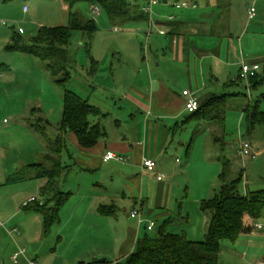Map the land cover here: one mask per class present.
<instances>
[{
    "label": "rangeland",
    "instance_id": "rangeland-1",
    "mask_svg": "<svg viewBox=\"0 0 264 264\" xmlns=\"http://www.w3.org/2000/svg\"><path fill=\"white\" fill-rule=\"evenodd\" d=\"M254 1L199 0L197 10L189 8L180 11L175 7L169 10L176 16L179 15L181 19L191 17L192 20H200L201 17L211 15L216 7L220 16L217 24L222 25L227 35L232 23L236 28L233 31L235 40L245 37L240 49H244L250 55L264 51V37L255 40L252 35L253 27L260 23L254 21L252 26L248 25V10ZM161 3L163 4V1ZM24 6L30 8V13H23ZM89 8L87 4H80L75 7L74 12H80L97 21L101 33L98 37L100 39L95 43L97 49L101 50L107 46L129 47V54L126 56H129L131 60L126 62L130 64L129 69L134 70L130 72L135 75L140 67L142 79L143 69L147 63H141V48L142 46L149 48V41L151 43L153 40L152 37L148 39V27L145 32L139 31L136 27L138 31L135 34L111 36L107 33L111 27L107 15L100 10L99 16H93ZM158 8H162V5L154 8L152 21L156 19L155 11ZM1 21L7 22L8 26L0 28V32L5 34L4 37L0 36V66L2 64L11 66V72L6 70L0 74L2 76L0 80V264H15L11 258L18 249H25L29 259L38 260L44 264H91L94 262L91 258L102 249L108 251L112 260L113 253L117 252L118 242L123 239V229L127 228L129 223H133L130 221L132 200L126 199L124 207L122 204L124 193H127L128 197L133 195L128 185L133 187L134 193H138L137 187L130 184L128 178L143 175L141 169L132 167L134 166L132 162L125 166L120 162L112 161L105 163L94 172L81 171L78 168L75 172L67 173L68 181L63 182L61 189L74 195L60 213L61 222L54 225L48 234L45 231L44 216L24 208L32 197L39 202L43 200L41 191L36 193L40 181L28 180L6 185L12 175L24 168V164L29 166L42 162L43 155L47 152V143L32 129L29 122V119L33 118L31 111L38 107L42 108L44 113L47 112L50 106H54L59 100L63 101V90L55 85L42 61L28 55L9 53L2 43H7L6 36L13 35L20 28L26 31L24 37L31 39L42 27H67L69 10L63 0H14L8 4L0 3ZM261 26L264 27V22ZM147 31L148 34H146ZM150 47L153 48L152 44ZM72 51H76L74 57L79 66L73 70L70 88H74L76 84H83V80L79 78L83 65L89 64L83 49V38L79 32L73 36L70 53ZM147 54L150 57V63L153 64L155 57L149 50ZM261 77L264 79L262 72ZM225 94H241L242 96L232 100L238 98L245 100L249 105H258L264 112V84L253 89L248 82L240 80L236 86L222 89L220 95ZM233 103L228 108L224 128L211 125L206 121L186 122V119L190 117L187 113L186 118L180 120V127L174 128V123L173 129L171 127L168 130V142H166L159 166L167 176L168 184L175 186L172 192V207L176 209L177 214L182 213L171 230L176 232L180 229L179 227H183L182 231H188L192 241L203 242L208 234L211 214L201 211L200 201L208 200L209 197L213 199L219 193L221 188L219 175L222 171L219 157L223 153V148H225L224 154L233 163L232 179L240 174L244 175L241 189L243 191L248 189L250 192L264 190V126L258 127L252 135H248L245 113L238 111ZM235 103L239 104L237 101ZM127 105V103L121 105L124 107L122 113L118 110L113 113L116 117L113 120H121V127L116 126L114 121L104 122L113 138L119 134H127L129 127L133 124L131 119L133 112L128 111ZM42 116L47 117V114ZM50 119L54 126L49 128V137L54 138L57 135L56 125L59 120L56 116ZM183 120L186 123H183ZM91 121L94 123L95 118ZM140 121L142 134L143 116ZM242 137L252 145L254 151L253 155L246 158H242L239 154ZM258 153L260 155H257ZM63 161H66V157ZM151 175L154 174H148L150 177ZM106 196L120 197L116 199L119 210L118 217L113 219L117 226L112 242L99 224L93 221L84 223L93 218L87 213L90 200L100 198L99 203H104L102 200ZM96 215L97 211L94 216ZM189 215L188 223L186 218ZM203 216L206 217L205 222L202 221ZM162 224L163 222H158L156 230L151 232L147 230L143 233L156 237ZM256 225L264 226V219L254 223L253 234L241 236L236 243L231 241L222 243L220 264H253L257 258L264 257V232L256 230ZM16 228L21 235H14V241L10 233ZM193 229H196V232L195 230L193 232ZM104 259L106 258H100L98 261ZM20 264L28 263L22 259Z\"/></svg>",
    "mask_w": 264,
    "mask_h": 264
},
{
    "label": "crops",
    "instance_id": "crops-1",
    "mask_svg": "<svg viewBox=\"0 0 264 264\" xmlns=\"http://www.w3.org/2000/svg\"><path fill=\"white\" fill-rule=\"evenodd\" d=\"M156 1L158 3L152 8L153 12L150 14L151 18L149 23H139L137 26H134L136 25L134 24L127 28H117L111 24V27L109 26L110 28L108 29L109 31H107L111 36L114 34H135L138 31L136 27L141 32H145L148 27L149 34L148 31L146 34H148V39L152 37L153 40H151V43L149 41V48L143 46L141 48V63H147V66L143 69L142 79L140 78V67H138L137 74L135 73L134 75L133 72H130L134 70L129 69L130 64L126 62L131 60L129 56H126L129 54V47L107 46L101 50L97 49V44L95 43L100 39L98 38L101 35L99 31L92 46L93 58L98 62L96 68L97 73L93 75L94 65L86 55L89 64L86 66L83 65V70L79 78L83 80V84H76L73 88L78 95L88 100L91 105L101 109L106 114L107 117L102 120L104 127V122L110 121H114V124L118 127L122 126L121 120H113L116 118L113 113L115 110L122 113L124 107L121 105L124 103L128 104V111L133 112V115H131L133 124L129 127L127 134H119L115 138L111 136L105 127L107 136L103 139L104 142L101 140L96 147L90 149L82 148L77 137L74 134H69L67 137V149L62 155L63 164L70 167L69 172H75L78 168L81 171L87 172L98 170L104 166L103 159L109 151L119 156H124L126 162L122 163L123 165H129L128 163L132 162L134 165L132 167H138L143 172L141 177L133 176L128 178L130 184L132 183L137 187L138 193H134L133 187L128 185L133 195L131 197H128L127 193L122 195L123 207L126 205L124 204L125 200L128 198L131 199L133 204L131 215L135 211L139 212L143 223H140L139 218L131 217L130 221L133 223H129V226L123 229V239L118 242L117 252L113 253V259L111 260L107 250L102 249L97 255L91 258L94 261L100 258H106L114 264L126 261L135 251L138 240L146 235L143 232L147 231L150 223L153 222L155 224L154 230H156L158 222L164 223L166 220L182 214H177L176 209L172 207V192L175 186L168 184L166 180L167 176L160 170L159 165L162 153L166 148V142H168L169 128L172 127L173 129L172 124L174 123V128L180 127V120L186 118V98L183 96V92L189 90L195 93L197 98L204 103L212 97L221 96L220 92L222 89L234 87L238 84L243 63L259 64L261 66V72L264 73V51L249 55L244 49H240L243 46L245 37H240L238 41L235 40L233 31L236 28L232 23L228 31L229 34H225L222 25L217 24L220 16L216 11V7H214L215 10L211 15L201 17L200 20H192L191 17L181 19L179 15L176 16L169 9L173 8L174 3H183L188 0L180 2L172 1L170 3L163 2V4L160 0ZM255 2L258 10L257 17L255 20L250 21L248 15V25L252 26L254 21L260 23V25L258 24L252 29L253 38L256 40L257 38L264 37V27L262 28L261 26L264 22V0H255ZM193 4L194 7L192 8L197 10L199 8V1ZM159 5H162V8H158L155 11L157 12V16L152 21L154 8ZM209 6L211 7V4ZM25 8L26 6L23 8V13H30V8L27 7L28 12L24 11ZM93 8V6L89 8L91 15H93ZM188 9H181L180 11ZM171 17H174V19L171 20ZM169 21L180 24L182 28L174 29L173 31L172 27L164 25V23ZM0 36L4 37L5 34L0 32ZM12 36L10 34L6 36L5 40L7 43H2L4 48L10 44ZM151 44L153 48L150 47ZM148 50L155 57L153 64L150 63V57L147 54ZM75 53L76 51H72L69 55V64L74 70L79 66L75 61ZM140 60L138 59V61ZM6 66L10 67V70L5 67L4 70L7 69L11 72V66ZM261 72L259 73L260 76ZM235 101L239 104L235 103ZM63 102L64 94L63 101L59 100L57 102L58 105L50 106L47 112L44 113L42 108L38 107L31 111L33 120L42 118L48 123V137L49 128L54 126L50 118L56 116V119L59 120L56 125L57 135L54 138L49 137L52 140L59 133L58 125L62 119ZM232 103L237 106L238 111L244 113L250 106L245 100L238 98L237 100L230 101L228 108ZM42 114H47V117L42 116ZM142 116L144 118V130L141 134L140 118ZM98 121L95 118L94 123L96 124ZM182 122L184 123L185 120ZM45 141L47 143V154L49 151L48 140L45 139ZM257 155L260 154L258 153ZM65 157L66 161H63ZM147 159L155 160L159 167L158 172L156 170V173L151 175V177L148 176L149 173L143 167L144 161ZM24 166L26 165L24 164ZM158 175L164 176V180L159 181L157 179ZM39 181L40 184L36 188V193H40L42 188L48 183L47 179H39ZM66 181H68L67 174L61 181V188L63 182L65 183ZM247 191L248 189H245L243 192L247 193ZM117 198L120 197L106 196L102 200L104 203H99L98 199L100 198L90 200V207L87 213L93 218L92 220L88 219V221L84 222L89 223L93 221V223L99 224L101 229L104 228V234L109 236L108 239H112L111 242L114 240V232L117 226L113 220L118 217L119 205L116 204ZM204 200L207 199L200 201V207ZM102 206L113 208L115 214L112 213L108 216L101 215L99 209ZM180 210L182 209L180 208ZM95 211H97L96 216H94ZM188 217L189 223L190 215ZM202 221H206L205 216H203ZM179 228L176 232H185L190 239L189 232L186 230L182 231L184 230L183 227ZM15 230L18 229L16 228ZM194 230L196 232V229H193V232ZM259 232H264V229ZM12 238L15 241L14 236ZM262 261H264V257H259L253 264Z\"/></svg>",
    "mask_w": 264,
    "mask_h": 264
},
{
    "label": "trees",
    "instance_id": "trees-1",
    "mask_svg": "<svg viewBox=\"0 0 264 264\" xmlns=\"http://www.w3.org/2000/svg\"><path fill=\"white\" fill-rule=\"evenodd\" d=\"M14 0H0L8 4ZM69 10V25L67 27L48 28L42 27L38 34L26 39L25 34L14 32L10 44L5 48L9 53L32 56L45 64L46 70L51 74L57 87L63 90V114L58 125V136L52 140L48 137V123L41 119H29L32 129L48 140V153L41 163L24 166L12 175L6 185L25 182L28 180L47 179V185L42 188L43 200L29 203L24 208L27 211L38 213L45 218V231L50 233L54 225L61 222L60 213L71 200L73 194L63 192L61 181L69 173L70 167L62 162V155L67 149V137L74 134L80 146L85 149L96 147L101 140L106 138V128L102 120L107 117L101 109L78 95L70 83L73 81V70L69 64L70 49L75 33H81L83 48L86 55L94 65L93 75L97 72L98 62L92 54L93 41L100 29L97 21L80 12H74L76 6L87 4L98 7L109 18L111 24L117 28H127L130 25L149 23L151 15L145 10L151 5L152 0H63ZM164 3L184 0H160ZM193 3L199 0H188ZM171 21L164 23L174 29L182 26ZM0 66V73L5 72ZM7 70V71H8ZM240 80L241 75H240ZM264 84V79L258 74L250 80L251 88L257 89ZM242 96L221 95L215 96L204 103L200 101L201 108L198 112L190 114L187 121H206L211 125L225 127L228 104L232 99ZM36 111V110H35ZM33 111V112H35ZM97 118L98 123L91 119ZM246 131L252 135L260 126H264V112L258 105H250L245 111ZM184 122V123H186ZM218 141L220 139H217ZM219 157L222 166L219 181V193L209 200L201 203V211L211 214L208 234L205 241H192L185 232H173L171 228L176 225V215L166 220L158 229L156 237L146 234L137 242L135 251L126 261L118 264H220L222 243L231 241L236 243L241 236L251 235L254 223L264 219V190L244 193L241 189L244 175L240 174L232 179L233 163L224 154ZM52 208L48 212L49 208ZM100 214L108 216L114 213L113 208L102 206ZM188 222L189 217L186 218ZM91 264H101L98 260ZM105 264H114L107 260Z\"/></svg>",
    "mask_w": 264,
    "mask_h": 264
},
{
    "label": "built area",
    "instance_id": "built-area-1",
    "mask_svg": "<svg viewBox=\"0 0 264 264\" xmlns=\"http://www.w3.org/2000/svg\"><path fill=\"white\" fill-rule=\"evenodd\" d=\"M158 3V1L156 0H152L151 2V6L149 8H147L145 11L148 13H152V8L154 5H156ZM173 7H175L177 10H181V9H187V8H192L194 7L193 2H183V3H174ZM25 12H28V8L26 7ZM257 6H256V2L252 5V7L249 9L248 15H249V20H255L257 17ZM93 15H100V9L98 7H94L93 8ZM171 20L174 19V17L170 18ZM7 26V22H0V28L1 27H6ZM20 34H25L24 29H19ZM261 72V66L259 64H249V63H243L242 65V72H241V79L245 82H248V84H250V80L252 77H256L259 73ZM2 76H0V80H1ZM183 96L186 98V102H185V110L188 114H193L196 113L200 110L201 108V103L200 100L197 98V96L195 95V93L186 90L183 92ZM240 150H239V154L242 158H246L248 156L253 155L254 151H253V147L252 145L246 141L243 137L240 139ZM104 163H109L112 161H116V162H120V163H124L126 162V158L124 156H119L116 153L109 151L107 152V154L104 156L103 159ZM144 169L152 174L156 173V170L158 168V164L155 160L153 159H147L144 161V165H143ZM157 179L159 181H163L164 180V176L158 175ZM36 199L32 198L30 199L24 206H27L29 203L34 202ZM132 218H139L140 219V223H143V220L141 219V214L137 211L133 212L131 215ZM256 230H263L264 226L262 225H256ZM155 229V224L152 222L149 224V226L147 227V230L149 232L153 231ZM10 235L13 237L14 235H18L20 236L21 233L18 230H14L13 232L10 233ZM12 261L15 264H20L21 260L24 259L27 261L28 264H44L39 262L38 260H32L29 259L27 257V252L25 249H18L15 254H13L12 256ZM255 264H264V261L259 262V263H255Z\"/></svg>",
    "mask_w": 264,
    "mask_h": 264
},
{
    "label": "water",
    "instance_id": "water-1",
    "mask_svg": "<svg viewBox=\"0 0 264 264\" xmlns=\"http://www.w3.org/2000/svg\"><path fill=\"white\" fill-rule=\"evenodd\" d=\"M50 211H51V209L48 210V212H50ZM99 263L105 264V263H107V259L101 260V261H99Z\"/></svg>",
    "mask_w": 264,
    "mask_h": 264
}]
</instances>
